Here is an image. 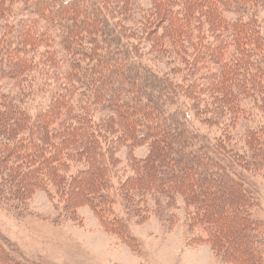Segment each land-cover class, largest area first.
<instances>
[{"label": "trees", "instance_id": "obj_1", "mask_svg": "<svg viewBox=\"0 0 264 264\" xmlns=\"http://www.w3.org/2000/svg\"><path fill=\"white\" fill-rule=\"evenodd\" d=\"M153 5L134 20L130 0H0V202L19 210L52 188L64 218L87 206L131 244L115 197L140 219L181 196L226 261L260 262L264 223L238 169L264 167V124L246 125L245 152L232 144L264 115V0ZM122 148L132 174L117 181ZM2 241L0 264H21Z\"/></svg>", "mask_w": 264, "mask_h": 264}, {"label": "rangeland", "instance_id": "obj_2", "mask_svg": "<svg viewBox=\"0 0 264 264\" xmlns=\"http://www.w3.org/2000/svg\"><path fill=\"white\" fill-rule=\"evenodd\" d=\"M154 1L130 0L137 12L134 20L139 19L143 9H151ZM161 58L156 63L162 69L170 71L175 67L170 63L175 61L173 57ZM175 64L182 67L180 62ZM252 112L251 117L242 118L238 128H234L237 129L233 134L238 133L232 145L241 152L246 151L244 128L264 124V115L256 109ZM199 119L198 116L196 125L210 139L223 132L220 123L209 125ZM148 151L144 145L134 148L132 154L144 158ZM126 154L124 148L119 151L121 163L115 167L117 181L132 174L125 161ZM238 171L253 195L255 204L251 214L264 223V167L251 165L239 167ZM49 191L54 194L53 200L45 190H35L25 204H20L19 210H11L5 202H0V238L5 251L21 264H233L205 241L206 229L194 222L195 210L186 206L181 196L176 197L172 206L168 205L169 198L165 195L158 196L157 202L150 199V211L140 219L121 198L115 197L112 215L123 221L126 233L133 240L130 244L105 230L100 217L87 206L78 209L75 220L64 218L63 203L58 201L52 188ZM258 264H264V258Z\"/></svg>", "mask_w": 264, "mask_h": 264}]
</instances>
